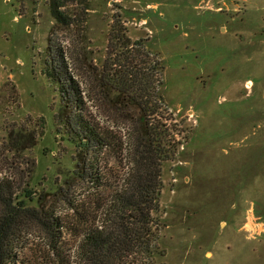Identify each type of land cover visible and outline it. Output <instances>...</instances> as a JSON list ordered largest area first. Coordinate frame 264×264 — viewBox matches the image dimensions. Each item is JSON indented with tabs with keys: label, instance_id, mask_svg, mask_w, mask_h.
I'll use <instances>...</instances> for the list:
<instances>
[{
	"label": "rangeland",
	"instance_id": "rangeland-1",
	"mask_svg": "<svg viewBox=\"0 0 264 264\" xmlns=\"http://www.w3.org/2000/svg\"><path fill=\"white\" fill-rule=\"evenodd\" d=\"M51 2L0 0V177L12 176L21 187L29 182V205L42 201L61 215L69 227L61 258L73 260L79 240L76 229L70 232L75 207L94 213L121 184L130 166L131 129L88 101V118L112 145L88 158L59 132L60 93L44 72L57 23ZM64 4L70 24L57 26V40L71 54L82 88L88 64L103 67L118 16L133 40L147 39V47L165 60L164 112L180 144L162 172L164 264H264V0ZM20 124L36 140L13 155L9 130ZM82 165L93 170L86 179ZM30 230L21 236L16 264H55L47 233L33 224Z\"/></svg>",
	"mask_w": 264,
	"mask_h": 264
},
{
	"label": "trees",
	"instance_id": "trees-1",
	"mask_svg": "<svg viewBox=\"0 0 264 264\" xmlns=\"http://www.w3.org/2000/svg\"><path fill=\"white\" fill-rule=\"evenodd\" d=\"M64 6V0L51 2L57 23L44 59V72L60 93L61 107L56 114L59 132L76 142L88 158L111 146L86 114L87 102L93 101L130 125V166L121 184L96 212H80L75 207L77 219L70 232L76 229L79 240L73 260L61 258L69 229L61 215L47 211L42 201L39 207L29 205V197L34 200L29 182L21 187L12 176L0 177V264L17 263L21 236L31 231L32 224L47 233L55 264H164L167 250L161 240L167 223L160 214L162 172L164 162L175 158L180 144L164 112L165 60L147 47V39L133 40L118 16L111 25L105 63L102 68L88 64L90 75L82 88L70 62L71 54L57 40V26L70 24ZM40 120L37 126L42 127V135L46 121L43 117ZM20 127L9 130L7 150L13 155L29 147L27 140L31 146L35 144V133L27 134L26 124ZM89 161L94 167V160L90 157ZM34 167L26 173L28 180ZM90 172L82 165L80 176L86 179Z\"/></svg>",
	"mask_w": 264,
	"mask_h": 264
}]
</instances>
